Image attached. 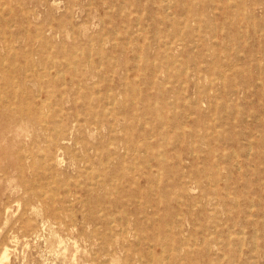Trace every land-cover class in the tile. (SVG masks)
<instances>
[{
  "label": "rangeland",
  "instance_id": "374dc122",
  "mask_svg": "<svg viewBox=\"0 0 264 264\" xmlns=\"http://www.w3.org/2000/svg\"><path fill=\"white\" fill-rule=\"evenodd\" d=\"M223 5L231 8L226 35L216 38L208 23L221 28L225 17L215 8ZM236 28L240 36L231 37ZM263 40L264 0H0V77L14 79L33 64L56 76L58 88L70 72L84 75L76 112L87 114L81 106L93 96L98 126L69 134L58 149L41 131L6 134L8 109L0 105V165L32 153L27 166H52L47 173L56 175L39 181L44 201L32 200L18 179L0 181V263L7 250L4 264H264ZM3 87L2 96L12 91ZM71 102L61 107L54 98L43 118ZM129 139L133 159L123 145ZM75 158L84 159L81 171ZM156 158H166V173ZM131 164L136 183L119 187L116 173ZM52 195L57 211L49 209ZM92 207L97 221L113 215L109 230L90 218Z\"/></svg>",
  "mask_w": 264,
  "mask_h": 264
},
{
  "label": "bare ground",
  "instance_id": "6f19581e",
  "mask_svg": "<svg viewBox=\"0 0 264 264\" xmlns=\"http://www.w3.org/2000/svg\"><path fill=\"white\" fill-rule=\"evenodd\" d=\"M196 3V0H194ZM198 1V0H197ZM202 1V0H201ZM194 3V2H193ZM58 4V3H57ZM56 4V5H57ZM255 2H252L249 6V8H251L252 10H255ZM60 5V4H59ZM167 5V4H166ZM239 6V5H237ZM254 6V7H253ZM4 8V7H3ZM2 8V9H3ZM164 8V9H162ZM161 9L164 10L166 12V7H162ZM191 9V8H190ZM215 9H219L223 11V15L221 17V19L225 20L222 22V24L220 25L221 28H218L217 25L214 24H209L210 29H212L215 32V37L219 38L220 36L223 37L226 34L223 33V30L226 28L227 26V21L229 19V12L228 10L231 9L229 5H223L222 7H216ZM58 10V9H57ZM109 10V9H108ZM169 10V9H168ZM167 10V11H168ZM111 11V10H110ZM109 11V12H110ZM13 12L11 11V14ZM158 13V12H157ZM58 14V13H57ZM3 15V14H2ZM121 15V14H120ZM144 16V15H143ZM253 16L255 17V13L253 12ZM17 19V18H15ZM185 19V17H184ZM232 19V18H231ZM140 20V19H139ZM176 20V19H175ZM196 21V20H195ZM139 23V21H138ZM139 25V24H138ZM186 25V24H185ZM232 25H238V22L233 23ZM124 26V25H123ZM9 27V26H8ZM86 27V26H85ZM126 27V26H125ZM124 27V28H125ZM189 27V26H188ZM41 28V27H40ZM162 28V27H161ZM187 28V26H186ZM200 28V27H199ZM198 28V29H199ZM127 29V28H126ZM139 29V28H138ZM15 31V30H14ZM145 31V30H144ZM201 31V30H200ZM140 32V29H139ZM212 32V31H211ZM74 33V32H73ZM184 34V33H183ZM37 35V32H36ZM128 35V33H127ZM157 35V33H156ZM235 36H240V33L238 31V29L236 28V32L234 34H231V37H235ZM37 37V36H36ZM122 37V36H121ZM11 38V37H10ZM107 39V38H106ZM195 39L200 40V38L195 37ZM38 40V39H37ZM103 40V39H102ZM214 40V39H213ZM4 41V40H3ZM129 41V40H128ZM182 41V40H181ZM260 41H262V38L260 39ZM264 41V40H263ZM171 43V42H170ZM7 44V43H5ZM104 44V43H103ZM8 45V44H7ZM105 45V44H104ZM103 45V46H104ZM129 45V44H128ZM166 43L160 42V47H165ZM171 46V45H170ZM93 47V45L91 46ZM15 49V48H14ZM52 49V48H51ZM140 49V48H139ZM27 50V49H26ZM14 51V50H12ZM195 51V50H194ZM197 51V50H196ZM195 51V52H196ZM15 52V51H14ZM49 52V51H48ZM51 52V51H50ZM13 53V52H12ZM91 54V52H90ZM262 57L264 58V52L261 53ZM46 55V54H45ZM4 56V55H3ZM10 55H8L9 57ZM74 56V55H72ZM76 56V55H75ZM82 56V54H81ZM6 57V58H8ZM91 57V56H90ZM98 57V56H97ZM5 58V60H6ZM140 59V58H139ZM143 59V58H142ZM180 59V58H179ZM182 59V58H181ZM180 59V60H181ZM90 60V58H89ZM146 60V59H145ZM64 61V60H63ZM68 61V60H67ZM66 61V62H67ZM117 61V60H116ZM147 61V60H146ZM225 61V60H224ZM2 62V61H1ZM8 62V61H6ZM56 62V61H55ZM90 62V61H89ZM199 62V61H198ZM195 64V70H194V75L197 76L199 73H201L203 71V68L201 65H199V63ZM5 63V62H4ZM3 63V65H5ZM9 63V62H8ZM102 63V62H101ZM177 63V62H174ZM19 64V63H18ZM35 64V63H34ZM54 64V63H53ZM2 65V66H3ZM21 66V64H19ZM62 65V64H61ZM179 65V63H178ZM6 66V65H5ZM17 66V65H16ZM33 66V64H32ZM32 66H30L29 64H27V66L25 65L24 70L20 72L19 75H17V77H15L14 79H10V78H3L0 77V85L3 84V88H11L12 91L9 94L6 95H0V105L5 106L8 110V112L5 114V117L7 118V120L9 121V124L7 126V128L5 129L6 134H14L17 136H24V137H30V134H32L33 136H35L36 134H38L39 131L42 132V134L45 137H48V139L50 138V141L52 144H54L56 146V148L58 149H63L65 148V144L68 142L69 138L68 135L72 134L73 132H78L81 131L82 128H89V130L91 131H95V129H98L97 123L94 121L93 118V113L92 109L94 108V104L92 103L94 99L89 98L87 95L85 98V102H83L84 104L81 107H84L87 111V114H80L78 113V111L76 112V110L79 109V104L77 102V99L82 98L83 97V93H82V88L85 87L88 83V80L86 78V76L84 75H76L74 74V72H70L69 75L65 76L64 79L61 81L62 83L59 85V87L57 88L52 87L53 84V79L57 78L56 76L50 75L49 73L47 75H40L39 73H36L34 71V69L32 70ZM54 66V65H53ZM72 66V64H71ZM181 66V64H180ZM101 67V64L100 66ZM221 67V66H220ZM36 68V67H35ZM75 68V67H74ZM85 68V67H84ZM4 69V68H3ZM16 69V68H15ZM14 69V70H15ZM45 69V67H44ZM54 69V68H52ZM99 69V68H98ZM147 70L149 69V71L151 72L152 75H155L158 71V69L147 66L146 68ZM10 70V69H8ZM50 71V70H49ZM188 71V69H187ZM180 72V71H179ZM178 72V73H179ZM4 74H6L5 72H3ZM2 73V74H3ZM65 74V73H64ZM63 74V75H64ZM82 74V73H80ZM60 75V74H59ZM189 76V74H188ZM44 77H49V79L47 81H44ZM183 85V84H182ZM10 90V89H9ZM140 90V89H139ZM38 92V94H34L35 92ZM227 91V90H226ZM1 92V90H0ZM111 92V91H109ZM249 92V91H248ZM57 100V105L59 106H64L65 103H70V101H72V107L71 110H66L63 109L60 111V113L58 114H52L49 117H45L43 118V115L45 113H43V108L44 106L47 104H52V100L53 99ZM38 101L39 104L33 105L30 101L31 100H36ZM29 102L27 105L28 107H24L25 102ZM36 101V102H37ZM142 101V99H141ZM109 102V101H108ZM203 102V101H202ZM15 103H19V106H17L16 108H13V105ZM100 105V104H99ZM128 105V104H127ZM139 106V105H138ZM110 109V108H109ZM242 109V108H240ZM43 111V112H42ZM50 113V112H49ZM109 113V110H108ZM111 113V112H110ZM83 115V116H82ZM110 115V114H109ZM95 116V115H94ZM100 118V116H97ZM110 117V116H109ZM259 118V117H258ZM158 119L161 120H165L166 119V115L165 116H158ZM155 122V121H154ZM165 123L163 122L162 125H164ZM94 127V128H93ZM127 127V126H126ZM164 126H160V128H163ZM158 128V127H157ZM126 128H124L125 130ZM151 130V128H149ZM223 131V130H220ZM210 133V132H209ZM39 137V136H38ZM48 143V142H47ZM76 142V146H77ZM71 144V143H70ZM48 145V144H47ZM124 148L127 152V156L126 158H131L129 157V154L134 155L135 153V144L133 143V141H131L129 139V142L126 140L125 143H123ZM34 146V145H33ZM54 146V147H55ZM198 146V145H197ZM251 147V146H250ZM264 148V147H263ZM117 149H119V145L116 146V151ZM43 152V149H41ZM89 149L86 147L85 148V152H87ZM251 150V148H250ZM252 151V150H251ZM45 152V151H44ZM61 152V151H60ZM76 152V151H75ZM198 152V151H197ZM63 153V152H62ZM117 153V152H116ZM194 153V152H192ZM41 154V153H40ZM88 154V153H87ZM42 155V154H41ZM40 155V156H41ZM55 156V154H53ZM59 155V154H58ZM64 155V154H63ZM76 155V154H75ZM217 155V154H216ZM36 156V155H35ZM44 156V155H43ZM138 156V155H137ZM249 156V155H248ZM255 156V155H254ZM38 157V156H37ZM52 157V151L50 150L49 152V158H44L50 160ZM59 157V156H58ZM122 157V156H121ZM159 157V156H158ZM157 157V158H158ZM29 158H33V154L31 153L30 156H27L25 154H20L18 156V158L15 161H9L7 163H4L3 165H0V181L1 180H5L6 182H8L9 184L13 181V180H19L22 184V186H24L27 194L31 195V199H35V200H43L42 195L37 194V187L39 184V181H45L49 179H54V177H56V175L54 176L53 173H51L50 175L47 173L48 171H53V167L52 166H47L46 169H42L40 170L38 164L36 162H31L29 164V166L26 165V159ZM123 158V157H122ZM156 158V166H158L161 170H163L166 173V158L163 159H157ZM225 158V157H224ZM165 159V160H164ZM227 159V158H225ZM249 159V158H248ZM56 161L57 164L62 163L60 160H62V158L60 159H54ZM64 161V160H63ZM84 161V159L82 160H77V158L73 159L71 165L73 167H75L78 171L80 170V166L82 164V162ZM65 163V161H64ZM85 163V162H84ZM150 163V162H149ZM88 164V163H87ZM62 165V164H61ZM107 165V164H106ZM239 166V165H238ZM134 164L129 165L128 167L125 168H121L116 174L120 175L117 178L118 181V185L119 187H123V182L126 181L128 184H134L136 183L135 178H134ZM91 168V167H90ZM143 168V167H142ZM219 168V167H218ZM240 168V167H239ZM84 169V168H83ZM92 169V168H91ZM31 170V177H28L26 172H29ZM241 170V169H240ZM83 171V170H82ZM91 171V170H90ZM239 171V170H238ZM14 172H17L18 174L15 175ZM93 172V171H92ZM87 173V172H86ZM91 173V172H90ZM160 173V171H159ZM89 174V173H88ZM92 174V173H91ZM159 176V175H158ZM87 177V176H85ZM92 177V175H91ZM99 176H97L98 178ZM152 174H149L146 178H147V182H151L152 178ZM96 178V179H97ZM162 178V177H161ZM208 178V177H207ZM56 179V178H55ZM91 179V178H90ZM70 180V179H69ZM101 180V179H100ZM100 180H96V182L100 181ZM116 180V179H115ZM55 182V180H54ZM92 182V181H91ZM172 183V182H170ZM70 184V183H69ZM92 184V183H90ZM56 185V184H55ZM97 187L99 188L101 186L104 185V180L100 181L99 183L96 184ZM95 185V186H96ZM50 186V185H49ZM76 186H81V185H77ZM55 187V186H54ZM66 187V185L64 186ZM135 187V186H134ZM89 188V187H88ZM95 188V187H94ZM91 189V188H89ZM150 189V188H149ZM185 189V188H184ZM42 190V189H41ZM60 190V189H59ZM92 190V189H91ZM2 190L0 189V197L2 196ZM106 191V190H105ZM43 192V191H42ZM46 192V191H45ZM44 192V193H45ZM52 192V190H51ZM59 192V191H58ZM118 192V191H117ZM116 192V193H117ZM183 192V191H182ZM57 193V192H56ZM71 192L70 191H66V195H69ZM176 193V192H175ZM51 194V193H50ZM112 194V193H111ZM184 194V192L182 193ZM60 195V193H59ZM229 195V194H228ZM60 197V196H59ZM80 197V196H78ZM51 200L53 201L52 205L49 206V209H51L52 211H57L55 204L59 203L56 202V195H52ZM63 201H66L65 199H63ZM136 201V200H135ZM184 201V200H183ZM238 201V200H237ZM140 202V201H138ZM44 203V202H43ZM55 203V204H54ZM72 203V202H70ZM69 203V204H70ZM74 203V202H73ZM183 203V202H182ZM17 204V203H16ZM72 205V204H70ZM162 205V203H161ZM254 207V206H252ZM20 208V207H19ZM195 208V206L193 207ZM34 209V208H33ZM69 209V208H68ZM252 209V208H251ZM196 210V209H194ZM253 210V209H252ZM8 211V210H7ZM39 211V210H38ZM37 211V212H38ZM96 209L95 208H91V215L90 218L93 219V221H95V223H99L101 222V224H105L107 226V229L109 230V223H110V219L112 218L111 213L108 211V216L105 215V219L102 220L99 218L94 217V213H95ZM19 212V211H18ZM59 213V212H58ZM102 213V212H101ZM101 213H98L101 215ZM121 213V212H120ZM119 213V214H120ZM8 214V213H7ZM42 214V213H41ZM126 215V214H125ZM183 215V214H182ZM127 216V215H126ZM144 216V215H143ZM142 216V218H143ZM120 217V216H119ZM128 217V216H127ZM140 217V216H139ZM122 219V218H121ZM120 219V220H121ZM181 219V218H180ZM113 220L114 217H113ZM150 223V222H149ZM42 224V223H41ZM113 224V222H112ZM111 224V225H112ZM121 224V223H120ZM43 225V224H42ZM7 226V225H6ZM74 227V226H73ZM198 229V228H197ZM45 230V229H44ZM2 232V231H1ZM51 232V231H50ZM257 233V232H256ZM255 233V234H256ZM128 236V235H127ZM130 236V235H129ZM213 236V234H212ZM219 236V235H218ZM242 236V235H241ZM256 236V235H255ZM50 237V236H49ZM91 238V237H90ZM136 238V237H135ZM210 238V237H209ZM61 239V238H60ZM234 240V239H233ZM18 241V240H17ZM62 241V240H61ZM221 242V241H219ZM20 243V242H19ZM18 243V244H19ZM36 243V242H35ZM60 243V242H59ZM173 243V242H172ZM191 243V242H189ZM17 244V243H16ZM65 244V243H64ZM14 245V244H13ZM188 245V244H187ZM220 245V244H219ZM45 246V244H44ZM229 246V245H228ZM227 246V247H228ZM76 247V246H75ZM189 247V246H187ZM194 247V246H193ZM192 247V248H193ZM1 248V246H0ZM162 248V247H161ZM164 248V247H163ZM162 248V249H163ZM233 248V247H232ZM6 249V248H4ZM51 250V248H49ZM165 249V248H164ZM211 249V247H210ZM29 250V249H28ZM78 250V249H77ZM172 250V249H171ZM17 252V251H16ZM78 252V251H77ZM23 253V252H22ZM27 254V253H26ZM76 254V253H74ZM156 254V253H154ZM97 255V254H96ZM95 255V256H96ZM151 255V253H150ZM193 255V254H192ZM56 256V255H55ZM25 257V256H24ZM66 257V256H65ZM153 257V256H152ZM8 255H7V250L4 252L3 256H2V261L0 264H4L3 260L7 259ZM43 258V257H42ZM75 258V257H74ZM73 258V259H74ZM226 259V258H224ZM58 260V259H57ZM66 260V259H64ZM23 261V260H22ZM93 261V260H92ZM146 261V260H145ZM10 262V261H8ZM25 262V261H24ZM65 262V261H63ZM76 262V261H75ZM142 262V261H141ZM73 263V262H72ZM143 263V262H142ZM23 264V262L21 263ZM104 264V262H103ZM129 264V263H127ZM152 264V263H151ZM159 264V263H158ZM163 264V263H161Z\"/></svg>",
  "mask_w": 264,
  "mask_h": 264
}]
</instances>
